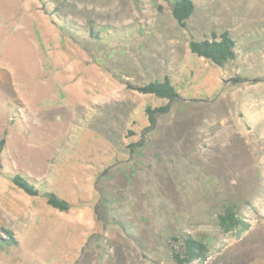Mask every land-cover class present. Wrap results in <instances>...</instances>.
I'll list each match as a JSON object with an SVG mask.
<instances>
[{
	"label": "rangeland",
	"instance_id": "obj_1",
	"mask_svg": "<svg viewBox=\"0 0 264 264\" xmlns=\"http://www.w3.org/2000/svg\"><path fill=\"white\" fill-rule=\"evenodd\" d=\"M194 1L196 38L224 29L237 37L223 66L190 52L164 0H51L67 23L112 33L101 42L63 36L37 0H0V67L16 73L30 61L32 42L19 34L55 44L56 88L72 91L73 109L64 133L30 139L21 111L0 105L2 125L24 120L23 148L35 158L17 165L0 128V232L16 240L0 248V264H176L169 248L186 233L211 247L200 264H264V0ZM164 76L178 97L148 127L144 108L168 101L125 82ZM51 95L37 103L63 124L69 98ZM16 171L69 209L3 175ZM224 200L250 221L240 237L218 230Z\"/></svg>",
	"mask_w": 264,
	"mask_h": 264
},
{
	"label": "trees",
	"instance_id": "obj_2",
	"mask_svg": "<svg viewBox=\"0 0 264 264\" xmlns=\"http://www.w3.org/2000/svg\"><path fill=\"white\" fill-rule=\"evenodd\" d=\"M40 8L48 17L50 22L60 31V33L72 40H89V41H108L112 33L102 34L98 30H94L92 26L88 29L73 26L65 20L63 13L51 4V0H37ZM170 10V14L176 23L189 33L188 48L191 53L198 57L209 60L210 62L223 66L227 61L233 59L236 55L237 37H235L228 29H224L219 33L215 31L204 35L201 39L196 38L192 33L187 19L195 10L196 3L194 0H164ZM161 9V5L157 6ZM123 29H118V32ZM264 38V37H263ZM235 83L241 81L240 78L232 79ZM128 89H132L144 95H152L157 98L166 99L165 105L158 107L146 106L144 112L146 114L148 127H153L156 123L155 113L157 111L165 112L170 108L171 102L178 97L174 85L167 76L162 79H149L141 84L125 82ZM4 146V139L0 140V149ZM8 180L17 188L30 196L41 195L46 204L58 211H66L70 207V202L61 197L54 190H45L39 194L38 186L29 181V178L21 171L11 174L3 172ZM216 225L220 233L228 237H240L250 227V221L239 211V207L233 201L224 200L220 203L215 214ZM6 235L4 238L2 235ZM15 238L8 230L0 232V248L13 245ZM175 244L170 245V255L176 264H189L195 262L203 263L211 255V247L206 242L194 238L191 234L186 233L180 239L173 238Z\"/></svg>",
	"mask_w": 264,
	"mask_h": 264
},
{
	"label": "crops",
	"instance_id": "obj_3",
	"mask_svg": "<svg viewBox=\"0 0 264 264\" xmlns=\"http://www.w3.org/2000/svg\"><path fill=\"white\" fill-rule=\"evenodd\" d=\"M15 24L17 30H19V23L16 22ZM1 27H5V25ZM19 35L26 39L27 42H32L28 44L29 49H31V59L29 62H26V65H22L16 73L12 72L8 67L1 65L0 105L8 104L13 106L18 116V110L21 111L27 121L26 126L32 127L30 139L37 138L38 136H43L42 138L45 139L62 134L68 129L69 122L71 121L70 116L73 111L71 102L72 91L62 85L59 86V90L56 88V70L54 68L55 44H41L40 41L35 40L33 37L24 36L23 34ZM14 40L20 41L21 39L15 38ZM62 51L65 52L63 49ZM12 82L17 83V86L14 87ZM44 94H52L51 96L54 94L69 98L61 107L65 113L63 124H56L50 110L46 106L37 103L39 101L38 98ZM22 121L24 120H20V117H18L16 120L17 124H15L16 127H12L11 125L4 126L1 124L0 117V128L6 127L8 129V134H6L7 146L11 149L9 150L12 152V158L19 166H22L21 163H18L22 162V160L31 161L35 159L32 157V151L23 148L22 137L25 140H30L26 137V133H30V131L24 128L25 126ZM12 122L10 121V123ZM42 152L49 155V157L44 156L42 160H49L51 152L49 150H43Z\"/></svg>",
	"mask_w": 264,
	"mask_h": 264
}]
</instances>
